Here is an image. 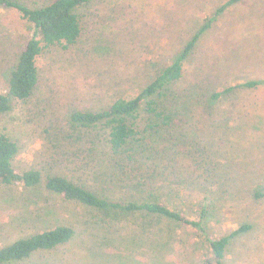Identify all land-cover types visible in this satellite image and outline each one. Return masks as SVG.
<instances>
[{
  "label": "rangeland",
  "instance_id": "1",
  "mask_svg": "<svg viewBox=\"0 0 264 264\" xmlns=\"http://www.w3.org/2000/svg\"><path fill=\"white\" fill-rule=\"evenodd\" d=\"M17 1L37 8L54 0ZM229 1L93 0L80 9L78 43L66 51H47L38 62L41 80L34 95L25 102L14 101L12 110L0 117V133L19 146L14 166L20 171L38 169L44 178L62 171L70 179L88 180L81 166L89 156L79 153V168L66 151L71 112H98L119 97L136 95L154 67L172 61ZM31 36L18 11L0 6L1 92H8L10 75ZM186 68V85L201 83L217 92L248 81L264 82V0L238 1L217 16ZM214 109L217 123L207 122L195 130L220 139L222 165L233 177L236 196L217 198L211 233L218 238L241 225H252L248 233L233 239L225 264H264V200L255 201L249 192L264 187V83L255 90L237 91ZM185 180L177 189L179 197L172 199L188 213L184 203L190 204L199 185ZM42 187L30 193L0 186V247L64 220L75 228L76 238L13 264H206L212 260L193 246L190 228L145 213L124 215L120 222L108 220L106 225L101 213L65 202ZM31 213L37 216L35 222L30 221Z\"/></svg>",
  "mask_w": 264,
  "mask_h": 264
},
{
  "label": "trees",
  "instance_id": "2",
  "mask_svg": "<svg viewBox=\"0 0 264 264\" xmlns=\"http://www.w3.org/2000/svg\"><path fill=\"white\" fill-rule=\"evenodd\" d=\"M92 1L54 0L30 8L17 0H0L1 7L19 12L32 33L10 75L8 92L0 91V117L12 110L14 101L25 102L34 95L41 80L38 62L47 51H66L78 43L82 35L78 11ZM238 1L242 0H230L222 6L172 61L154 67V73L136 95L119 97L98 112H71L66 151L79 168V153L89 156L90 160L86 157L88 162L81 166L88 180L70 179L62 171L50 172L44 178L38 169L18 170L13 162L19 146L7 134L0 133V186L33 193L44 184L50 195L101 213L106 225L108 220L120 222L124 215L164 217L175 227L193 230V246L212 257L206 264H225L233 239L248 233L253 226L241 225L218 238L211 233L217 198L236 194L233 177L222 165L220 139L195 129L207 122L217 123L214 108L224 99L237 91L255 90L264 82L248 81L217 92L204 89L201 83L188 86L185 80L187 61L215 18ZM176 179L182 183L189 179L199 185L198 192L189 198L190 204L187 200L184 203L188 213L173 201L182 186ZM249 192L255 201L264 200L263 186ZM29 218L35 222L37 216L31 213ZM75 238L76 230L68 221L57 222L0 247V264L21 263L34 253L52 252Z\"/></svg>",
  "mask_w": 264,
  "mask_h": 264
}]
</instances>
